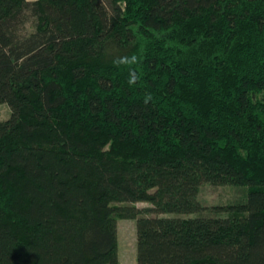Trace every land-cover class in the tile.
<instances>
[{"label": "trees", "instance_id": "16d2710c", "mask_svg": "<svg viewBox=\"0 0 264 264\" xmlns=\"http://www.w3.org/2000/svg\"><path fill=\"white\" fill-rule=\"evenodd\" d=\"M0 105V264H264V0H0Z\"/></svg>", "mask_w": 264, "mask_h": 264}, {"label": "rangeland", "instance_id": "374dc122", "mask_svg": "<svg viewBox=\"0 0 264 264\" xmlns=\"http://www.w3.org/2000/svg\"><path fill=\"white\" fill-rule=\"evenodd\" d=\"M31 25V24H30ZM29 25V28H30ZM12 111L8 105H0V121H8ZM246 189L234 186H213L205 184L201 187L199 201L206 208V212L198 215L182 216L194 218L198 216H217L213 208L227 207L246 198ZM245 201V200H244ZM140 210H150L149 203H137L133 205ZM144 216L154 217L152 213H144ZM218 217H229L228 213H220ZM118 255L119 264H137V221L120 220L118 223Z\"/></svg>", "mask_w": 264, "mask_h": 264}]
</instances>
